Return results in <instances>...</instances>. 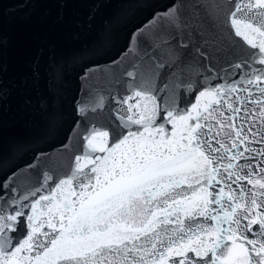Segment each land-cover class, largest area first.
<instances>
[{
	"label": "snow or ice",
	"instance_id": "snow-or-ice-1",
	"mask_svg": "<svg viewBox=\"0 0 264 264\" xmlns=\"http://www.w3.org/2000/svg\"><path fill=\"white\" fill-rule=\"evenodd\" d=\"M226 23L252 50L240 79L205 76L181 107L194 84L153 54L113 97L119 130L92 125L66 176L0 184V264H264V0H233Z\"/></svg>",
	"mask_w": 264,
	"mask_h": 264
},
{
	"label": "water",
	"instance_id": "water-1",
	"mask_svg": "<svg viewBox=\"0 0 264 264\" xmlns=\"http://www.w3.org/2000/svg\"><path fill=\"white\" fill-rule=\"evenodd\" d=\"M232 6L233 0H0V184L23 194L45 171L57 182L66 176L92 125L119 130L113 97L129 94L133 78L126 73L146 70L153 54L166 59L174 52L172 70L183 67L184 83L194 84L191 94L181 90V107L207 86L205 76L212 86L240 79L248 69L233 66L252 50L226 23ZM99 94L108 98L105 106L91 111ZM78 106L88 110L78 113Z\"/></svg>",
	"mask_w": 264,
	"mask_h": 264
}]
</instances>
